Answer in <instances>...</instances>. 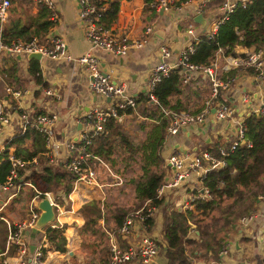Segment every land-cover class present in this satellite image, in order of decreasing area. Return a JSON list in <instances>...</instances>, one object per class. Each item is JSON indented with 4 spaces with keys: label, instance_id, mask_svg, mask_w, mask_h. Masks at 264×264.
<instances>
[{
    "label": "crops",
    "instance_id": "0c3cea01",
    "mask_svg": "<svg viewBox=\"0 0 264 264\" xmlns=\"http://www.w3.org/2000/svg\"><path fill=\"white\" fill-rule=\"evenodd\" d=\"M235 1L236 0H203L200 10L194 9L190 2L182 6L180 10L170 8L157 10V13H154L146 9L145 0H121L120 8L115 19L110 22V16L106 15L108 21L105 16L107 25L118 37L128 36L140 40L144 37L145 27L149 24H153L155 30L151 35L152 41L143 47L131 46L128 53L123 56L104 49H93V52L97 55L100 64L106 71L110 72L115 81L123 83L127 92L139 95L147 87V81L152 73V68L161 59V44H167L172 48L173 55L171 59H175L177 54L184 49L189 42L196 41L193 36L188 33L189 26L194 27L195 34L199 38L201 35H204V33H207L208 30L210 31L211 27L223 17V14L227 10V4L235 3ZM55 5L57 9L56 20L51 18V12L48 10L50 18L55 21V24L50 28L48 33L40 35H44L41 41L49 43L53 36L63 38L67 41L69 51L74 56H79L90 51L91 44L86 37L85 28L79 17L78 0H55ZM41 6L45 5L38 4V2L32 0H13L9 17L5 25V34L10 36L21 24L30 23L31 20L36 17ZM199 12L204 13L205 17H207V31H204L201 24L194 20V16ZM161 28L165 29L164 37L157 34V30ZM241 50L248 53L249 51H253L254 47H244L241 48ZM8 55L12 54L4 55L0 61V81L3 83L4 87L8 81L5 80L6 73L1 71L9 66V63L5 60ZM12 56L18 60L21 74L25 79V88L29 89L30 93H32L30 96H34L35 98L33 108L37 111H56L60 114L54 126L56 139L63 140L67 136L75 137L79 134L83 127L82 122L78 121L76 123L71 121L68 123L65 114L71 111H74V113L78 111V113L80 112L83 114L91 106L101 101V95L96 93L89 86V75L85 67L77 60H68L66 58H52L47 56H42L40 59L32 58L39 61V68H42L43 72V75L41 74L42 80L37 81L29 70L31 59H28L27 56L23 57L22 55L21 58H18L19 55ZM225 61L226 57L222 55H218L214 60V62L218 64H222ZM233 68L237 70L235 76L230 77L228 72ZM250 68L251 67L240 68L232 66L228 70H223L221 74L222 76L226 74L225 77L231 79L230 81L228 80L231 84L222 91L220 100L228 102L233 107V112L229 113L223 119L216 117L213 112L205 124H192L176 135L171 136L169 141L164 144L162 151L164 158L163 168L166 172L164 183L167 184L162 188V192H159L164 200L159 206L153 209V214L151 216H148L142 222L134 225V230L131 233L123 235L118 229L116 235L118 239H124L126 241L125 246L135 239L136 233L151 234L160 238L163 243V239H165L163 232L165 212H170L175 208L185 210L193 207V203L186 204L187 199L191 194H197V192L203 190L205 185L204 178L197 172L190 170L189 174L185 176L181 182L172 184V169L164 165L167 160V155L177 145H179V149L182 152L190 153V156L196 152H201L203 149H210L216 155L217 148H219L218 146L220 144L227 146L231 143L233 137L237 133L238 125L250 113L258 111L264 103V87L259 88L257 86L254 77L255 71L251 72ZM48 89H51L52 92L48 93ZM201 89V98H197L194 95L190 98V106L193 109L203 107L205 104L204 98L209 97L207 96L209 94L208 85L203 84V88L201 87ZM245 93L251 95L250 103L244 101L242 96ZM8 97L6 89L4 93H0V99L3 98L7 104L10 103ZM214 109L215 108H213V111ZM28 141H31V139ZM60 150L63 153V159L60 161L59 165L52 164V167L55 171L65 173L64 170H66L69 172V169L67 170L63 167L67 166L64 161V158L67 156V151L63 148H60ZM41 156H43L42 159H40L39 155L33 157L30 163L32 164L31 169L27 170V175L26 173L24 174L25 177L30 176L29 179L32 180L34 176L42 177L41 172L43 169L40 163L51 164H49L43 153H41ZM99 158L100 157L97 155H95V157H90L89 160L91 161V165L96 167L94 163L97 165L99 162L104 166L106 173H109L111 177H113L112 173L114 171L110 164L103 159V161H101V158ZM105 163L108 166H106ZM34 170L35 172L33 173ZM114 173L116 174V172ZM69 174L72 183L70 190L66 192V182H68V179L63 178L64 182L62 183H64V186H60L53 193L51 192V195L62 207L59 218L62 221L61 227H63V233L67 238V245L65 248L57 247L50 239L47 240L44 264H108L110 249L109 255H107L105 249L110 243V240L112 242L113 237H111L112 233L108 231L106 226L107 224L111 225L110 220L114 221L113 225H117V228L121 225L114 214L112 216V210L116 205L110 201V197L107 195V193H110V186L114 185L112 183L114 177L112 181H110L111 179L109 176L108 179L98 175L99 184L90 185L81 182L75 185L70 172ZM38 189L47 191L49 187ZM131 189L135 198L133 184H130V190ZM173 189L175 190L173 191ZM187 190H189L188 194L186 193ZM10 192L9 190L1 191L0 193V214L4 211L5 214L3 216L6 218L5 220H8L11 224H16L25 219L28 215V209L25 210V214L14 210L13 204L11 203L14 195L9 197ZM172 192L174 195L171 197L170 193ZM93 200L98 201V203L101 201L103 210L102 216L100 217L92 215L93 212L90 205L85 206V210H82L84 205ZM136 203L137 199L135 205H121V209L123 210L122 221L127 217L128 209H130L131 206H136ZM151 203L150 200H147L139 209L152 206ZM255 213V216L249 221H237L233 228L226 229V235L228 234L226 238L229 240L227 243V252L225 254H220L218 259L224 260L227 264H264V200H258ZM86 222L88 223L87 226H85ZM224 233L225 232H223V234ZM188 237L199 240L197 245L198 249L195 252L198 261L195 262L198 264H206L216 259L212 258L211 260H206L205 257L202 256L203 248L208 254L207 258L210 257L209 254L211 251L208 246L204 245L206 241H201L200 232L195 223H192ZM38 238V236L32 237L30 235L32 244H36ZM162 246L164 248L166 244ZM165 250L166 249L161 250L157 259L151 262V264H162L160 258L164 261V254L162 251ZM8 257H10V263L7 264H17L13 255ZM5 258L6 257L0 256V261ZM129 264L143 263L134 260Z\"/></svg>",
    "mask_w": 264,
    "mask_h": 264
},
{
    "label": "built area",
    "instance_id": "2783aa9c",
    "mask_svg": "<svg viewBox=\"0 0 264 264\" xmlns=\"http://www.w3.org/2000/svg\"><path fill=\"white\" fill-rule=\"evenodd\" d=\"M38 4L45 5L51 12V18L56 20V5L55 0H32ZM203 0H151L150 6L156 10L165 9H182L187 3L192 4L194 9H201ZM235 3L227 4V10L231 11ZM79 3V17L82 20L83 26L86 31V37L91 44V50L79 56H74L69 51L68 43L65 39L53 36L50 42H43L41 39L44 36H34L27 40L22 37L8 39L5 36V25L9 17L10 8L13 0H0V61L6 54L22 55L26 57L30 52H41L42 56L52 58H66L68 60H77L89 75V86L96 93L101 95V101L91 106L86 112L78 113L76 111L68 112L65 114L67 122H82V129L75 137L67 136L63 140H58L54 134V126L57 122L59 115L56 111L44 112L37 111L33 108L35 103L34 96H30V91L27 88H16L6 82L5 89L8 92V98L12 110H7V103L5 100L0 99V155L5 154V162L7 169L3 172L5 178L0 181L1 191H11L9 197L17 194L23 186L32 185L36 189L35 195L28 203V215L22 221L15 224L13 227L7 220L9 225L6 251L14 243L16 245V253L13 255L17 264H44L45 262V248L47 240L48 227H60L62 221L59 218V213L62 207L51 195V191L39 190L34 182L21 175V167H25L31 163L32 160H26L17 152L16 138L25 134L28 129H34L36 132L42 134L45 138V150L42 153L46 156L49 164L57 165L63 159V153L60 148L66 149L67 156L64 161L72 175L73 183L78 185L83 182L86 184H99L98 173L96 167L91 165L90 157H95V154L89 150L94 137L102 132L106 122L112 118H122L129 114V111L137 112L139 103L136 94L126 91V87L121 82L113 79L109 71H106L100 64V61L93 52V49H104L111 51L117 55H126L131 48L143 47L149 44L151 35L155 30L153 24H149L144 29V37L140 40L130 38L128 36L118 37L114 34L113 30L105 22V16L108 9V3L104 0H78ZM225 13L214 26L210 29V34L213 35L217 29L218 24L225 18ZM188 33L193 36L195 40L199 38L195 34L193 26H189ZM196 49L194 42L189 44L180 51V54L171 59L173 50L167 44L160 46V61L152 68V73L147 81V93L153 101H158L155 95L156 85L162 81L170 73L180 67L184 76V82L192 79L209 78L212 87L209 97L205 100V104L198 112L189 110L180 111H167L170 117V123L167 131L163 137V142L166 144L171 136L176 135L184 128L192 124H205L211 117L212 113L219 119L225 118L229 113L233 112V107L226 101L220 100L222 91L228 86V80L221 77L223 70H228L232 66L240 68L252 67L255 69L254 77L259 81L257 86L264 87V46L259 49L249 51L245 55H228L226 61L222 64L213 62L210 65L196 64L190 60V52ZM43 75L42 68L40 69ZM1 77V74H0ZM51 93V89L47 90ZM245 102L250 103L251 95L245 93L243 96ZM213 108L214 111H213ZM264 115V103L258 109L253 111ZM142 116V115H141ZM18 117L19 124L13 122ZM246 124L244 120L238 125L237 133L233 137L229 146L220 144V153L222 157L215 155L210 149H203L201 152H196L190 156V153L182 152L179 145L175 146L173 150L167 155V160L164 165L172 169L173 181L172 184H178L185 176L191 171L197 172L201 177L205 178L207 173L218 167L226 164L223 158L225 155L234 151L241 143L247 142L245 137ZM249 145L251 142L249 141ZM181 152H180V151ZM88 159V161H87ZM100 159V158H99ZM103 161L102 159H100ZM104 163V162H103ZM106 166H108L105 163ZM3 171V169H2ZM161 186L159 192H162ZM41 193L46 194L51 202L56 206V220L51 221L47 228L41 229L37 234L38 242L34 250H31L30 235L28 231L36 225V221L41 214V209L38 206V197ZM191 194L186 204H192L198 199L209 201L214 196L206 186L203 191ZM259 200H264V194L259 195ZM154 205L147 208H141L127 216L119 227V232L123 235L131 233L134 230V225L145 220L148 216L153 214ZM253 212L249 216H243L242 222H247L255 216ZM1 218L6 219L3 215ZM136 242H140L137 244ZM122 248L117 242L111 243V256L109 264H127L129 261L137 260L143 264H149L155 261L162 250L163 246L161 240L151 234L140 233L135 236L133 242L127 244ZM166 248V246H164ZM227 243L222 248L220 254L227 252ZM10 257H6L3 262L10 263ZM190 259V257L188 258ZM189 264H198L192 262ZM206 264H227L222 259L213 260L211 263Z\"/></svg>",
    "mask_w": 264,
    "mask_h": 264
},
{
    "label": "trees",
    "instance_id": "16d2710c",
    "mask_svg": "<svg viewBox=\"0 0 264 264\" xmlns=\"http://www.w3.org/2000/svg\"><path fill=\"white\" fill-rule=\"evenodd\" d=\"M104 1L108 3L106 15L110 16L109 21L111 22L119 11L121 0ZM150 1L145 0L146 9L157 13V10L150 6ZM106 20L108 21L107 16ZM54 24L55 21L50 18L47 7L41 6L36 17L30 23L21 24L14 33L10 36L5 34V36L8 39L22 37L29 40L34 36L48 33ZM194 43L196 49L190 52V60L203 65L212 64L218 55H245L246 53L241 50L244 47H254L256 50L263 47L264 0H239L231 11L225 13V18L218 24V29L213 35L204 33ZM5 60L9 66L1 72L6 73L7 83L24 86L25 79L21 74L17 58L8 55ZM39 67L38 60H30L29 70L37 81L42 80ZM236 70V68L231 69L228 75L234 77ZM250 70L251 72L255 71L252 67ZM225 76L226 74L223 76L224 79L227 78ZM183 78L182 68L178 67L169 76L162 79L154 90L158 101H153L147 92L136 96L139 107H142L139 114L145 115L140 127L146 130V135L141 142L135 143L134 139L121 127L119 118L112 117L106 122L104 130L94 137L89 146L92 153L116 167L118 172H126L129 169L133 171V175H130L129 179L134 185L137 208L147 200H150L154 205H159L164 200L159 196L158 190L165 182L166 174L163 168L162 151L164 148L163 137L170 123L167 111L192 110V112H198L202 109V107L191 108L190 98L193 95L201 98L203 85L198 84L197 81L185 83ZM133 112L129 111V113ZM244 124H246L247 142L241 143L234 151L225 155L223 158L226 160V164L209 171L204 178V184L212 192L214 198L209 201L198 199L193 203L192 208L185 210L175 208L170 212H165V239L161 244H166V248H163L166 250L162 251L164 254L162 264L190 263L186 244H191L190 252L195 256L199 242V240L188 237L192 223H195L199 229L201 241H206L211 251L210 256L218 259L222 248L229 241L226 238L228 235H226V229L233 228L240 216H249L255 212L259 195L264 193V115L252 112L244 119ZM29 139L31 141L27 143ZM44 140L42 134L34 129H28L25 134L16 138V142L19 143L17 152L26 160H32L36 155L42 159L41 153L45 150ZM249 141L251 145H249ZM218 147L216 155L222 157L220 146ZM4 160L5 154L0 155V181L5 178L3 172L7 169ZM135 161L136 164L132 166ZM31 165L21 167L22 176L28 169H31ZM42 169L41 176L46 182L50 184L57 180L62 183L64 182L63 178H67L65 190L66 192L70 190L72 185L69 177L70 171L65 173L55 171L48 163H43ZM25 178L29 179L30 176ZM25 187L23 186L20 191ZM28 194L31 198L34 197L35 188L31 187ZM42 196H44L43 193L40 194V197ZM19 198L21 196L14 195L11 203L14 204ZM87 205L91 206L93 216H102L101 201L98 203L93 200L84 205L82 210ZM26 209H28L27 205ZM4 214L2 211L0 215ZM115 214V218L121 224L123 210L120 209L119 213ZM87 224L86 222L85 226ZM11 225L15 226L14 223ZM8 229L7 221L0 217L1 257L12 256L17 251L16 245L13 243L7 253H3L6 251ZM63 231V227H49L47 235L57 247L65 248L67 238ZM222 231L225 233L221 234ZM0 264L5 263L2 260Z\"/></svg>",
    "mask_w": 264,
    "mask_h": 264
},
{
    "label": "rangeland",
    "instance_id": "374dc122",
    "mask_svg": "<svg viewBox=\"0 0 264 264\" xmlns=\"http://www.w3.org/2000/svg\"><path fill=\"white\" fill-rule=\"evenodd\" d=\"M222 5H224V4H222ZM184 48H186V47H184ZM179 54H180V52L177 54V56ZM193 77H197V76H193ZM193 77H191L189 79V81H187L185 83H192V81H197L198 84H201V85L207 84L208 85V88H209V92H208L209 94L207 96H209L210 93H211V87H212V83H211L210 79L209 78H203L205 81L202 80V79L191 80ZM226 80H228V79L226 78ZM255 82L259 84V81L256 78H255ZM228 83H229L228 84V86H229L231 84V82L228 81ZM13 86L16 87V88H25V85L24 86H21V87H18V86H15V85H13ZM4 92H5V87L3 86V83L0 81V93H4ZM205 98H204V100L207 99V98L206 99ZM141 108L139 107V109H138L137 112L129 113L128 115H126V116H124L122 118H119L120 123H121V127L134 139L133 141L135 143L136 142H138V143L141 142L144 139L145 135H146V130L140 127L141 126L142 119H145V115L144 114H142V116L139 114L141 112L140 111ZM7 110L8 111L9 110H12V106L10 104L7 105ZM13 122L19 124L18 117ZM29 142L30 141H28L27 143H29ZM14 145L17 146L16 143H14ZM224 146H226V145H224ZM116 154H118V151H116ZM40 164H42V166H43V162H41ZM134 164H136V161L133 162L132 166ZM57 165H59V164H57ZM94 165L96 166L98 175L101 176L102 178H108V176H109V178L111 179L110 181H112V179L114 177V180L112 181V183L114 185L113 186H110V189H109L110 190V193H107V195L110 197V201L113 204L116 205L115 208L112 210V216H113V214L115 216L116 215L115 214L116 212L119 213V210L121 209V207L123 205H127V204L128 205H135L136 199L134 198V194H133L132 189L130 190V184H133L130 181V179H129V176L130 175H133L132 174L133 171L131 169L127 170L126 172H118L117 169H116V167H113V166L110 165L112 167L113 171L116 172V174L113 172L112 173L113 174V177H111V175L109 173H106L104 166L101 165L99 162H98L97 165H96V163H94ZM58 167H60V166H58ZM63 167H64V169H67L68 170L67 166H63ZM64 171L66 172V170H64ZM30 180L35 183V185H36L37 188L43 189V188L49 187V190H47V191H51L52 193L55 192L60 186H64V183H59L57 180L49 184L48 182H46L44 180L43 177L34 176L33 180L32 179H30ZM166 184L167 183H163V185H166ZM31 187H32V185H28V186L26 185V187L23 190H21L20 192L17 193V196H21V198H19L13 204V209L14 210H16L18 212H22L23 214H25L26 205L31 200L30 199L31 197L28 194V190H30ZM174 190L175 189H173V191ZM194 191H192V192H194ZM188 192H189V190L186 191L187 194H188ZM262 194H264V193H262ZM4 195H3V197H4ZM173 195H174L173 192L170 193V196L171 197ZM258 200H259V198H258ZM151 205H154V204L151 203ZM159 205H154V206L157 207ZM138 209L139 208H137L136 206H131V208L128 209V213H127L126 216L131 215V213L137 211ZM242 218L243 217L240 216L237 219V221H240ZM113 223H114V221L113 220H110V224L111 225H108L107 224V226H106L108 228V231H110V233H112V236H111V237H113L112 238V242H117L122 248H125L126 241L124 239H118V237H117L116 234H117V231H118L119 228L116 227L117 225H113ZM221 233H223V231ZM112 242L110 240V243L107 245V247L109 249L111 248V243ZM187 245H188V247H191V244L190 243L186 244V249H187V251L189 253V257H190L189 261H192V262L198 261V258L196 256H194L190 252V248H188ZM204 245L205 246H208L206 242L204 243ZM107 247H106L105 250H106L107 255H109V249ZM202 256L205 257L206 260H211L212 259V257L210 256V254H209L210 257L207 258L208 254L205 252L204 248H203V255ZM109 258H110V256H109ZM214 260H216V259H214ZM160 262H162V258H160Z\"/></svg>",
    "mask_w": 264,
    "mask_h": 264
},
{
    "label": "water",
    "instance_id": "95a60500",
    "mask_svg": "<svg viewBox=\"0 0 264 264\" xmlns=\"http://www.w3.org/2000/svg\"><path fill=\"white\" fill-rule=\"evenodd\" d=\"M194 20L199 22L201 26L203 27L204 31H207V17H205L204 13L199 12L194 16ZM157 34L160 36L165 35V29L161 28L157 30ZM207 35H210V32H207ZM22 56L19 55L18 58H21ZM42 57L41 52H30L27 55L28 59L36 58L40 59ZM142 92H147L146 89ZM39 208L42 209L41 215L36 221V225L31 230V236L35 237L36 234L43 229L50 221L55 219L56 210L54 204L51 202L50 198L47 195H44L41 197L39 201ZM36 247L35 244H31V250H34Z\"/></svg>",
    "mask_w": 264,
    "mask_h": 264
},
{
    "label": "clouds",
    "instance_id": "9594fccd",
    "mask_svg": "<svg viewBox=\"0 0 264 264\" xmlns=\"http://www.w3.org/2000/svg\"><path fill=\"white\" fill-rule=\"evenodd\" d=\"M221 77L223 78L222 75H221ZM162 186H163V185H162ZM204 186H205V185H204ZM160 188H161V187H160ZM160 188H159V189H160ZM35 190H36V189H35ZM41 191H44V190H41ZM158 192H159V190H158ZM41 194H42V193H41ZM15 195H16V194H15ZM35 195H37V192H36ZM35 195H34V196H35ZM43 195H46V194L43 193ZM159 196L162 197V196L160 195V193H159ZM213 196H214V195H213ZM13 197H14V196H13ZM42 197H43V196H42ZM32 198H33V197H32ZM32 198H31V199H32ZM40 199H41V197L39 196V197H38V200L40 201ZM28 203H29V202H28ZM28 203H27V207H28ZM38 206H39V202H38ZM54 206H55V205H54ZM55 210H56V206H55ZM41 212H42V209H41ZM40 215H41V214H40ZM55 218H56V215H55ZM52 221H57V220L54 219V220H52ZM50 222H51V221H50ZM50 222H49L44 228H47L48 225L50 224ZM60 227H61V226H60ZM44 228H43V229H44ZM48 228H49V227H48ZM31 230H32V229H31ZM39 232H40V231H39ZM39 232H38V233H39ZM38 233H37V234H38ZM27 234L31 235V231H28ZM37 234H36V236H37ZM36 236H35V237H36ZM31 244H32V243H31ZM35 245H36V244H35ZM110 256H111V248H110ZM109 262H110V259H109ZM131 262H132V261H131ZM129 263H130V261H129L127 264H129ZM108 264H109V263H108Z\"/></svg>",
    "mask_w": 264,
    "mask_h": 264
},
{
    "label": "bare ground",
    "instance_id": "6f19581e",
    "mask_svg": "<svg viewBox=\"0 0 264 264\" xmlns=\"http://www.w3.org/2000/svg\"><path fill=\"white\" fill-rule=\"evenodd\" d=\"M202 191H203V190H202ZM130 242H133V241H130ZM136 243L139 244L140 242H136ZM126 246H128V245H126ZM126 246H125V247H126Z\"/></svg>",
    "mask_w": 264,
    "mask_h": 264
}]
</instances>
